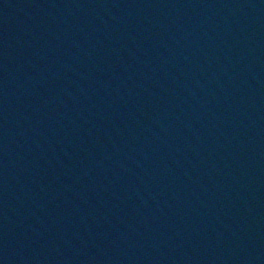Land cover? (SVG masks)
I'll return each instance as SVG.
<instances>
[{
  "label": "water",
  "instance_id": "1",
  "mask_svg": "<svg viewBox=\"0 0 264 264\" xmlns=\"http://www.w3.org/2000/svg\"><path fill=\"white\" fill-rule=\"evenodd\" d=\"M0 264H264V0H0Z\"/></svg>",
  "mask_w": 264,
  "mask_h": 264
}]
</instances>
